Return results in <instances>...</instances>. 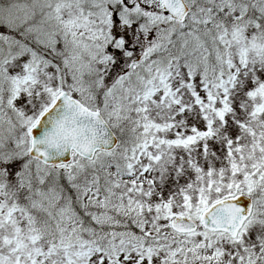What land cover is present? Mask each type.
Returning a JSON list of instances; mask_svg holds the SVG:
<instances>
[{"label":"snow or ice","instance_id":"6c2138e0","mask_svg":"<svg viewBox=\"0 0 264 264\" xmlns=\"http://www.w3.org/2000/svg\"><path fill=\"white\" fill-rule=\"evenodd\" d=\"M0 264H264V0H0Z\"/></svg>","mask_w":264,"mask_h":264}]
</instances>
